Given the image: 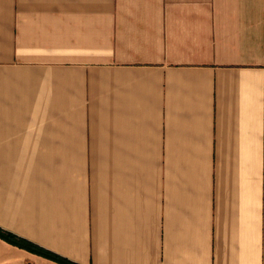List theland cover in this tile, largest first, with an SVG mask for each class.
<instances>
[{
	"label": "crops",
	"instance_id": "0c3cea01",
	"mask_svg": "<svg viewBox=\"0 0 264 264\" xmlns=\"http://www.w3.org/2000/svg\"><path fill=\"white\" fill-rule=\"evenodd\" d=\"M0 226L79 264H264V0H0ZM0 264H64L0 237Z\"/></svg>",
	"mask_w": 264,
	"mask_h": 264
},
{
	"label": "trees",
	"instance_id": "16d2710c",
	"mask_svg": "<svg viewBox=\"0 0 264 264\" xmlns=\"http://www.w3.org/2000/svg\"><path fill=\"white\" fill-rule=\"evenodd\" d=\"M0 237L7 240L10 243H13L15 245H18L20 247L26 248L30 251L36 252L38 254H41L43 256H46L48 258H51L53 260H56L58 262L64 263V264H79L75 261H72L50 249H47L45 247H42L41 245L23 237L20 235H17L16 233H13L12 231H9L7 229H4L0 226Z\"/></svg>",
	"mask_w": 264,
	"mask_h": 264
}]
</instances>
